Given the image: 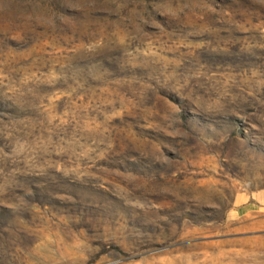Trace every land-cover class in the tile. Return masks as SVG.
<instances>
[{
	"label": "rangeland",
	"instance_id": "obj_1",
	"mask_svg": "<svg viewBox=\"0 0 264 264\" xmlns=\"http://www.w3.org/2000/svg\"><path fill=\"white\" fill-rule=\"evenodd\" d=\"M0 264H264V0H0Z\"/></svg>",
	"mask_w": 264,
	"mask_h": 264
}]
</instances>
